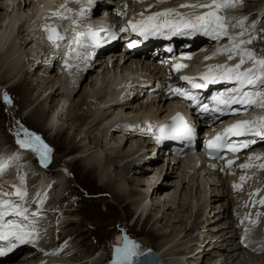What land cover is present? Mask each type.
<instances>
[{"label": "bare ground", "instance_id": "obj_1", "mask_svg": "<svg viewBox=\"0 0 264 264\" xmlns=\"http://www.w3.org/2000/svg\"><path fill=\"white\" fill-rule=\"evenodd\" d=\"M248 1L255 3V0H241L236 7H230L233 11L237 9L241 12H244V9H249L248 14H241V16L233 12L235 16L234 14L230 15V12L226 11L229 10V7L219 13L226 20L229 35L244 40L256 37L255 32L257 31V38H260L258 35L262 29L257 30L260 20L253 25L251 23L254 22L258 14L262 11L264 13V10L259 8L264 0H258L257 6L255 4L248 5ZM60 2L61 0H0V82L12 83L8 89L19 88V93L23 97L22 106L25 109L31 108L34 104V100L31 99L32 95L35 100L39 97L45 98L29 110L25 120L42 133L50 132L55 137H62L63 143L65 142L68 147V153L70 155L79 154L73 163L77 162L79 168L84 169L88 176L98 172V175L94 177L99 185L107 190L113 202L122 204L127 198L133 196L135 199L122 206L127 216L133 212L136 221L140 216L144 217L143 215H145L147 220L150 216L157 214L147 231L150 238L154 239L156 243L157 240H160L161 243L154 245L147 238L137 237L130 242L138 246L137 252L144 253L151 250L161 259L162 264H194L198 258L201 260L197 264L204 260H206L204 264H249L243 257L245 255L233 256L237 251L242 252L241 248H246V251L242 253L249 256L256 253L259 255L257 263L264 264V205L259 203L264 198V172H251V175L237 172L236 177L223 179L219 176H211V174L201 176L194 166L183 161H176V158L169 156L165 157L166 164L162 160L160 164H156L160 161L159 154L154 152V145L144 133L141 122L151 121L154 123L157 120L155 118L165 115L177 105L169 102L168 96H158L157 91H154L143 101L138 98L140 92L151 87L148 84L157 76L151 70L150 62L124 55L120 51L111 52L107 58L100 56L89 64L75 62L74 59H81V55L77 56L75 52L72 54L70 51L60 48L59 41V46L47 42L43 26L46 24L57 26L58 24L55 22L58 18L52 16V13L60 11L69 16L67 11H62ZM149 3L146 2L145 6L135 10L132 9L124 17H111L118 27L127 25L129 20H140L142 18L140 13L146 16L147 13L161 12L170 8L180 10L181 14L189 17L198 15L199 11L206 8H180V5L205 4L211 3V0H165V2H157V7L153 10ZM3 5H5L4 8ZM108 10L111 11V7ZM239 21H244L242 27L238 24ZM62 28L63 26H61ZM242 31L245 35L240 37L239 34ZM185 35L189 37L207 36L202 40L200 47L207 50L205 52L207 55L213 57L211 62L214 64L209 65L208 68L221 64H227L229 67L234 65L232 64L234 59L229 60L227 55H214L218 49L231 46L227 37L213 41V38L203 33H186ZM119 40L122 41V38ZM139 43L138 41L136 45ZM214 44L218 45L217 48L213 47ZM246 45L250 49L256 50L262 47V41L253 39L251 44ZM29 50H32V53ZM188 51L184 50L183 52ZM121 56L124 57L121 58ZM255 56L264 57V51L255 54ZM28 64L30 65L29 71L26 70ZM16 66H18L17 70H15ZM94 71L98 72L94 73ZM89 73H94L89 77V82L82 83L87 79L86 75ZM31 75L38 80H34ZM176 83L179 81L177 80ZM4 89H2V93L6 91ZM255 90L264 91V86ZM75 96L77 98L74 100ZM46 103L49 104L51 115L44 119ZM58 107L60 109L57 112ZM84 109L88 111H84ZM261 111L264 113V109L261 108ZM63 124H66V127ZM73 124L77 128H71ZM68 130L72 132L73 138H78L77 148L73 146L72 139L65 136ZM129 132H132L134 138L128 135ZM130 140H133V143H129ZM1 144L0 159L5 160L9 153L7 154V149L2 148L4 146ZM128 144L130 145L126 149ZM100 150L103 155L98 154ZM162 152L164 153V151ZM31 156L33 155L29 153L25 159L16 162L11 160L10 166L3 175L4 183L0 186L3 193L11 194L6 196L9 201L22 207H25L26 202L29 207L32 206L36 209L39 205H44L37 210L35 215L41 223V227H45L44 232L41 233L43 238L35 244L20 247L19 249L24 253L16 262L18 264L28 261H37L36 264H79L74 261L73 256L82 258L84 252L87 251V249L86 251L81 250V242H72L73 239L81 236L79 225L71 230L76 222H73L74 220L71 218L61 219V217H58L60 221L55 225L56 217L54 216L51 219V224L47 225L48 222L44 223L41 217L45 211L50 209L45 207V204L52 203L53 199L60 202L64 199H61L59 195L57 197V194L62 189L64 180L66 187L69 185L70 176H66L62 169L61 174L66 177L63 179V175H58L60 178H57L56 182L54 180L55 184H47L46 177L41 178L43 186L39 181L28 180L33 176L28 175L22 165L25 167L27 161L32 163ZM248 156L258 157L253 159L251 164H254L255 161L264 164V145L241 154L243 161ZM10 157L12 156L7 159ZM42 164L45 168L46 163ZM16 168L21 170L15 171ZM104 168H108L109 171L104 172ZM118 173L123 174L120 176ZM112 174L115 175L114 178H112ZM163 174V180H167V182H162ZM247 175L252 176L249 184H246L243 190L234 189L233 185L236 182H244L240 180V177L247 178ZM128 176H131L130 179ZM21 177L23 178L22 182ZM34 178H37V175ZM235 178H238L239 181H233ZM124 181L135 188L129 186L126 189L124 185H121ZM116 182H119L118 186H116ZM17 185H19L21 193L24 194L22 198L12 194L15 193L14 188ZM142 186L146 189H142ZM201 189L203 190L201 191ZM252 193L256 194L250 195ZM210 209L213 210V215L210 212L207 213ZM26 215L29 219L21 222L28 224L31 221L32 225H35L33 215L30 213H26ZM192 216L194 217L193 224L188 227V220ZM8 218L20 220V218L12 216ZM253 221L256 223L253 224ZM45 224L46 226H44ZM213 224L216 229H213ZM200 226H205V231H207V235L202 240L198 233L194 235L195 231L188 233ZM214 232H216L215 235H212L211 233ZM170 234H174V236L168 238ZM119 236L116 242H113L109 247L112 249L109 261L118 260L115 249L125 245L127 240L125 234ZM52 239L54 242L62 241L64 245H61L62 247L58 250L51 244ZM192 240L193 244H188ZM71 244H73V248L70 246ZM193 246L197 247L193 249ZM201 247L202 249H199ZM92 252L90 251L89 254ZM194 253L195 255L192 256ZM89 254L84 258L92 257ZM105 255H96V257ZM186 255L192 259L182 260ZM91 260L89 262L83 260L81 264L106 263V257Z\"/></svg>", "mask_w": 264, "mask_h": 264}, {"label": "snow or ice", "instance_id": "obj_2", "mask_svg": "<svg viewBox=\"0 0 264 264\" xmlns=\"http://www.w3.org/2000/svg\"><path fill=\"white\" fill-rule=\"evenodd\" d=\"M80 0H66L64 7L68 13H72L73 9L71 4L79 3ZM95 0H88L89 5L93 4ZM159 2H165V0H159ZM241 0H211V3L205 4H182L180 8H191L199 9L206 8L208 11L199 15H192L186 17L185 15L178 12L176 9H165L161 12L153 13L152 15L144 16L143 13L139 15L142 17L140 20L132 21L129 20L126 27H121L120 32H127L131 29L134 33L142 35L145 38L149 34H160L165 29H167L172 35L177 34V32L185 33H203L210 36L213 39L219 40L223 37H227L230 47H225L218 49L214 55H227L229 60L234 59L239 56V63L232 67L227 64L212 66L200 75L199 77H188L182 76L181 80L185 81L191 86V89H204L209 83L216 82H227L235 83L237 87L229 90V93L218 92L211 97L213 101V106L210 107L207 103H200L198 97L191 91L179 87L169 86V91L177 96H180L183 100L191 101L193 104H199L200 111L202 113L213 112L219 113L221 115L228 114L229 111L232 113H237L241 109L247 110L252 106H257L264 109V91H244L245 87L258 88L264 86V57H256L254 53L250 50L244 49L241 45L251 44L255 37H250L247 40L239 39L238 37L231 36L228 33L227 23L224 17L220 16L219 13L225 8L236 7ZM127 7V6H125ZM87 14V10L81 7L78 12L75 13L76 16L84 18ZM118 15L120 13H117ZM52 16L59 19H69L67 15L60 11L52 13ZM170 17H176V19H170ZM73 23L76 21L73 20ZM244 21H239L238 24L242 27ZM43 30L48 33V40L54 46H59L58 41L64 40V36L61 35L56 26L54 25H44ZM101 33H108L107 37L101 36ZM245 33L242 31L239 36L243 37ZM105 39H116V33L114 31H109V29L100 28H89L86 33H76L75 43L78 48H96L100 47ZM135 41H131L128 47H134ZM69 51H75L71 46ZM80 56V53H76ZM85 55L83 59H87ZM190 59L191 57H185ZM213 57H207L206 59H211ZM251 61L253 63L252 68H248L244 71H240L242 65L246 62ZM258 66V67H256ZM187 67L184 64H175L173 69L179 71L181 68ZM197 80L203 81L197 82ZM4 101L10 103L7 94L4 95ZM239 104L240 109L233 108L232 106ZM152 132L151 126L148 129ZM158 135L155 138L158 141L163 140H180V141H190L194 138L195 129L182 117L180 113H177L172 118V123L168 125L160 126L157 129ZM25 139H17L16 143L21 149H30L41 158V162L45 163L48 159V153L50 149L47 145L43 144L40 137L29 133L26 129L23 131ZM260 137L264 139V116L256 117L249 121H238L224 130L222 134L215 136L212 140L206 142V147L211 151L227 149L232 153H236L242 148H248L252 144L256 143L255 139H245L241 140L239 143H234L231 137ZM36 144L40 147L37 148ZM258 157L250 156L247 163L241 164V168H248L251 165L253 159ZM19 159V157L13 156L8 160L0 159V176L6 173V170L10 166L11 160ZM232 160L227 162L226 166H231ZM261 170H264V164L257 165ZM21 182L23 178L21 177ZM246 177L241 176L240 180L245 181ZM240 185H233L234 189H239ZM258 191V190H257ZM14 195L23 197L18 189ZM252 193L250 195H255ZM9 193H0V196H8ZM42 202V201H41ZM259 203L264 205V198H262ZM27 209L22 208L20 205L11 202L7 199H0V242L4 243V246H0V256L6 255L8 252L12 251L19 243H33L31 237L34 235L35 228L31 221L28 224L18 222L16 219H6V217H18L20 221L28 220V215H26ZM33 216L36 213H32ZM256 222L253 221V224ZM137 245L131 244L126 240L124 247L115 249L118 254V261H114V264H132L134 257H139L144 253L137 252Z\"/></svg>", "mask_w": 264, "mask_h": 264}, {"label": "rangeland", "instance_id": "obj_3", "mask_svg": "<svg viewBox=\"0 0 264 264\" xmlns=\"http://www.w3.org/2000/svg\"><path fill=\"white\" fill-rule=\"evenodd\" d=\"M247 4L248 5L255 4L257 6L258 0H255V3L254 2L249 3V1H248ZM261 5H264V3ZM261 5L259 6V8H262V10H264V6H261ZM4 7H5V5H3V8ZM226 11L230 12V15H233L234 13L241 15V14H245V13L248 14L249 9H247V10L244 9V12H241L237 9H235L233 11L232 8L229 7V10H226ZM261 13L264 14L263 11ZM261 13L258 14V16L254 20L253 24L256 23L258 20H260V22H259L260 24L258 23L259 28H257V30L262 29L261 32L259 31V35H258V37H260V38H257L258 31L256 30L257 32H255L256 37L254 38V40L260 39L262 41V47H259L256 50H252L247 45H241V47L244 46V47L249 48V50L252 51L254 53V55L264 51V19H263L264 15H262ZM235 14H234V16H235ZM255 16H253V17H255ZM252 28L254 30V27H252ZM255 29H256V27H255ZM183 33H185V32H183ZM29 52L32 53V50H29ZM24 56H25V54H24ZM13 64L16 65V63H13ZM16 67L17 68H15V70L18 69V66H16ZM29 67H30V65L28 64L26 70L29 71ZM97 72L98 71H94V73H97ZM94 73L87 74L86 75L87 79L82 83H88L89 77L91 76V74L93 75ZM31 76L33 77L34 80H36V79L38 80V78L34 77L33 75H31ZM11 84L12 83L6 84L3 81L0 82V143H2L1 145L4 146L2 148L7 149V151H8L7 154L9 153L8 157L12 156V155L19 157V159L13 160L15 162L19 161L21 159H25L29 153H31L33 155V156H31L32 157V163L29 162L31 164H29L27 161L25 164V167L22 165L24 170H27V174L33 176L32 178H29L28 180H31V181L34 180L36 182L39 181V183L43 186L44 184H43L41 178L46 177V180L48 181L47 184H49V183L55 184L54 180L56 182V179L60 178V177H58V175H63V174H61L62 169H64L63 171L65 172L66 176H70L69 177L70 178L69 179V185L66 187L65 180H64V184L61 187L62 189L60 190L61 192L59 191L58 192L59 194H57V197L59 195V197H61V199H63V198L64 199L61 202L55 201V199H53L52 203L45 204V207L50 208V209H48V211H45L41 215V217H42L44 223L48 222L47 225L51 224L52 218H54V217L58 218V217H60V215H62L61 217L64 219L71 218L72 220H74L73 222H76L75 226L71 227V230H73L76 227V225H79L78 229L80 230L79 234L81 236L78 237V235L76 234V237H78V238L73 239V240L71 239V240L73 243H77L78 241L81 242L80 243L81 250L86 251V249H87L86 252H88V253L84 252L85 254L83 255L82 258H80L79 256H73L74 261L81 264V263H83L82 262L83 260H88V262H89L91 259H92L91 261H93V260H98L99 258H105V257H106V262L109 261V259H110L109 255H111V252H112V249H109V247L112 245L113 242H116V239L120 237L119 235H122L123 233L125 234V237L127 238V240L129 242H131L132 240H135L137 237H143V238L149 239V241L154 245H156L157 243L158 244L161 243L160 240H159L160 242L157 240V243H156L154 239L150 238L148 235L149 232L147 231V230H149V226H150L151 221L157 216V214H155L152 217L150 216L147 220L145 218V215H144V217L140 216V218L137 219L136 221H135L136 217L134 216L135 214L133 212H130L129 215L127 216V214L124 211V209L122 208V206L126 205L128 202L132 201L135 198L133 196H130L122 204H116L115 202H113V200L111 199V196L107 193V190L104 189L102 186H100L99 182L96 181L95 177L98 175L97 174L98 172H94L90 176H88L85 174L84 169L79 168L77 162L73 163V160L77 156H79V154L73 153L72 155H70L68 153V147H67L66 143L65 142L63 143L62 137H55L53 135V133H50V132L42 133L37 127L30 125V123L25 120V116L27 115L29 110L34 108V106L39 104V102L42 101V99L44 100L45 98L39 97L37 100H35L34 95H32L31 99L34 100L33 101L34 104H32L31 108L28 107L27 109H25L22 106L23 97L19 93V88L16 87L14 89H11V88L8 89L10 87L9 85H11ZM3 88H5L7 92L5 91L4 93H2ZM5 94H7L9 100L11 101L10 103H6L4 101V95ZM79 94H80V92L78 93V96H79ZM76 98H77V96L74 97V100ZM138 98H141L140 100H143V96H139ZM44 109H46L45 110L46 112L44 114V119H46L51 115V112L49 110V104L46 103L44 106ZM59 109L60 108L58 107L57 112L59 111ZM84 111H88V110L84 109ZM63 126L66 127V124H63ZM71 128L75 129L77 127L75 124H73V126ZM25 129L29 133L39 136L40 140L43 142V144L47 145V147L50 149V153L47 154L48 159L45 162L46 163L45 168H43L41 158L37 154V152H34L30 149H21L20 146L16 143L17 139H25V137L23 135V131ZM83 131H82L81 135L83 134ZM128 135L132 136V132H129ZM65 136L69 139H72V143L74 144L73 146L75 148L78 147V145H79L78 138L77 137L73 138L71 131L68 130L65 133ZM132 138H134V136H132ZM129 143H133V140H130ZM62 145H64V146H62ZM129 145L130 144L126 145V149H127V147H129ZM36 147L39 148L40 145L36 144ZM106 151H107V149H106ZM10 154H12V155H10ZM98 154L103 155L102 150H100ZM161 154H163V155H159L160 159H161V156H166L165 155L166 152L161 153ZM159 162L156 164H160ZM162 162H164V161H162ZM115 164L120 166L118 163H115ZM17 170H21V169L16 168L15 171H17ZM103 170H104V172L109 171L108 168H104ZM111 171L112 170L110 169V172ZM118 174L120 176H122L121 174H123V173H118ZM35 175H37V178H34ZM66 176H64V178L63 177L62 178L65 179ZM114 177H115V175L112 174V178H114ZM130 177L131 176H128V179H130ZM163 178H164V174L161 176V180H162V182L163 181L167 182V180H163ZM158 182L156 183V185L158 184ZM118 185H119V182H116V186H118ZM121 185H124L126 189H128L130 186L126 183V181L122 182ZM130 188H135V186H130ZM142 189L145 190L146 188H143V186H142ZM202 190L203 189H201V191ZM54 194L56 196L55 190H54ZM44 200H46V199L44 198ZM196 200H197V197H196ZM212 211L213 210L210 209V211L208 210L207 213L208 212L212 213ZM213 214L214 213H212V215ZM193 218L194 217L192 216V218L188 220L189 221L188 227L193 224V221H194ZM133 221H135V224H132ZM171 224L175 225V223H171ZM44 226H46V224ZM175 226H178V225H175ZM205 226H200V227H198V229L196 228V230L194 229L188 233H192L195 231L194 235L198 233V236H200V240H202L205 237V235H207V231H205ZM213 229H216V226H214V224H213ZM215 233L216 232L211 233V234L215 235ZM60 234H62V231H60ZM211 234H209V235L211 236ZM169 236H171V237H169ZM169 236H168V238H172L174 236V234H170ZM47 238L48 237L46 236V239ZM53 240L54 239H52L51 244L58 250L60 249V247H62L64 245V242H62V241L60 242V245H54ZM62 240H63V238H62ZM193 242L194 241L192 240V242L191 243L189 242L188 244H193ZM236 242H237L236 244H238V241H236ZM70 246L73 248V244H71ZM196 247L197 246H193V249ZM199 249H202V247ZM240 250H243L242 252H245L246 248H241ZM90 251L91 252L93 251V252L91 254H89ZM240 252L237 251L236 254H234L233 256L236 257L238 254H240V256L245 255L243 257L246 261L249 262V264H258L257 263L258 262L257 258L259 256L258 254L253 253V256H249L246 253L244 254V253H242V252L240 253ZM87 254H89L90 256L92 255V257L89 258L87 256L86 258H84V256H86ZM96 255L97 256L98 255H105V256H100L97 258ZM194 255H195V253L192 256H194ZM185 259L189 260L192 258H190L189 255H186V257L184 256V259H182V260H185ZM199 260H201V258H198V261ZM198 261H195V262L193 261V262H194V264H197ZM55 262H56V260H55ZM204 262H206V260L202 261V263H200V264H204ZM101 264H103V263H101Z\"/></svg>", "mask_w": 264, "mask_h": 264}, {"label": "water", "instance_id": "obj_4", "mask_svg": "<svg viewBox=\"0 0 264 264\" xmlns=\"http://www.w3.org/2000/svg\"><path fill=\"white\" fill-rule=\"evenodd\" d=\"M118 261V260H114ZM114 261H108L105 264H114ZM132 264H162L161 259L153 251L144 252L143 255H140L138 258L134 257Z\"/></svg>", "mask_w": 264, "mask_h": 264}]
</instances>
